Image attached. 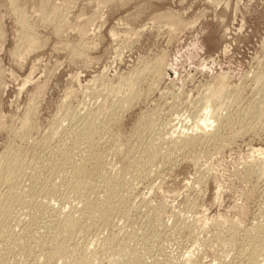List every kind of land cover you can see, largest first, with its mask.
I'll use <instances>...</instances> for the list:
<instances>
[{"label": "rangeland", "instance_id": "1", "mask_svg": "<svg viewBox=\"0 0 264 264\" xmlns=\"http://www.w3.org/2000/svg\"><path fill=\"white\" fill-rule=\"evenodd\" d=\"M160 135L196 140L138 165ZM105 190L121 213L55 264L264 262L241 249L264 239V0H0V232L57 243L48 223ZM1 241L0 264H46Z\"/></svg>", "mask_w": 264, "mask_h": 264}, {"label": "bare ground", "instance_id": "2", "mask_svg": "<svg viewBox=\"0 0 264 264\" xmlns=\"http://www.w3.org/2000/svg\"><path fill=\"white\" fill-rule=\"evenodd\" d=\"M18 22H19V24L21 25V26H23L24 25V22L22 21L21 23H20V18L18 19ZM157 65H159L158 67H162L163 66V60H161V62L159 61L158 62V64ZM124 85V84H123ZM129 88H132L130 85H129ZM128 89V88H127ZM128 96H129V94H128ZM122 97V96H121ZM122 99L124 100V98L122 97ZM123 100H120V103H119V105L121 104H123ZM122 101V102H121ZM121 107V106H120ZM208 109H210L209 107H208V105H207V108H206V110L208 111ZM122 110V109H121ZM217 111V110H216ZM216 111H214V112H212V111H208V113H210V116L212 115V118H213V122L214 123H216L218 120H219V118H220V115H219V111H217V112H219V113H217ZM217 113V114H216ZM207 119V118H206ZM205 119V120H206ZM90 121V120H89ZM96 121L97 120H95V124H96ZM204 121V120H203ZM207 121V120H206ZM92 123H89V124H87V127H85V130H83V131H81V133L83 134V135H85V134H88V136H90V134H93L92 133V131L94 132L96 129L94 128V127H96V125H94V122L93 121H91ZM196 123V122H195ZM203 124V122H201L200 121V123L199 124ZM97 124H99V123H97ZM205 124V123H204ZM208 124V123H207ZM207 124H205V126L207 125ZM212 124V123H211ZM210 124V125H211ZM86 125V124H85ZM85 125H83V126H85ZM101 125V124H100ZM213 125V124H212ZM217 125V124H216ZM197 126V125H196ZM214 126V125H213ZM213 126H210V127H213ZM200 127H202V125L200 126ZM208 127H209V125H208ZM209 127V128H210ZM83 128V127H82ZM203 128V127H202ZM206 128V127H205ZM80 129V128H79ZM95 129V130H94ZM99 129V128H98ZM215 129H216V126H215ZM203 130V129H202ZM211 130L213 131L214 130V128L212 129L211 128ZM201 131V130H200ZM77 132V131H76ZM97 132V131H96ZM202 132V131H201ZM81 133H80V137H81ZM193 133V132H192ZM78 134V133H77ZM182 134V133H181ZM206 134V133H205ZM213 134V133H212ZM212 134H211V136H212ZM76 135V134H75ZM183 135V134H182ZM182 135H178L177 137H175L174 139L171 137V135H170V137L173 139V140H169L170 139V137H168V138H165V137H163L162 138V136L160 135V136H158L157 137V139H156V141H157V143L155 144V145H153L152 147H148V148H145V150L141 153V155L140 156H138L139 157V159L136 161L137 162V164L139 163L140 164V166L142 165V167L144 166V165H146L147 167H148V165L149 164H154L156 161L158 162H161V161H165V160H167L168 161V158H170V157H172V154L174 153V151L175 150H177V149H179L181 146H185V145H187L188 144V142L189 143H191V141H194V140H196V139H192V140H190V138L189 137H187V138H180V136H182ZM192 135V134H191ZM74 136V135H73ZM186 136V135H185ZM184 137V136H183ZM191 137V136H190ZM194 138V137H193ZM210 138V137H209ZM202 140H203V138H202ZM163 146H165V150H163L162 151V147ZM90 148V147H89ZM182 148V147H181ZM78 151V150H77ZM86 151V150H85ZM81 152V151H80ZM66 152H64V153H62V154H60L62 157V159L61 160H59L58 162H59V165H66V161H67V155L65 154ZM97 153V152H96ZM73 155V154H72ZM88 155V154H87ZM89 156V155H88ZM85 160V159H84ZM135 160L136 159H134V162H135ZM172 160V159H171ZM69 161V160H68ZM68 161H67V163H68ZM82 162V161H81ZM134 162H132V163H134ZM80 163V162H79ZM58 164V163H57ZM69 164V163H68ZM136 164V163H135ZM138 164V165H139ZM148 164V165H147ZM158 164V163H157ZM64 165V166H65ZM95 165V164H94ZM132 165H134V164H131V166ZM159 165V164H158ZM67 166V165H66ZM135 166H137V165H135ZM135 166H133V167H135ZM139 166V167H140ZM77 167V166H76ZM146 167V168H147ZM152 167V166H151ZM8 169H9V167L5 170L6 171V173H7V171H8ZM76 169H78V168H76ZM143 169V168H142ZM142 169H140V170H142ZM148 169H149V167H148ZM147 169V170H148ZM11 170V169H10ZM10 170L8 171L9 173H11L10 172ZM137 170H138V168H137ZM38 172H40L39 170H38ZM37 172V173H38ZM153 172V171H152ZM8 173V174H9ZM144 173V172H143ZM149 173V175L151 174L150 172H148ZM8 174H6L5 176H8ZM10 175V174H9ZM4 176V177H5ZM147 176V175H146ZM10 176H8V178H9ZM5 178H7V177H5ZM8 178L6 179V180H8ZM79 181H80V179H79ZM78 182V181H77ZM78 184V183H77ZM107 185H108V183H107ZM104 186H106V184L104 183ZM109 186V185H108ZM111 186V185H110ZM99 187V186H98ZM107 187V186H106ZM82 188H83V186H82V184L80 183L79 184V186H78V193L77 194H82L83 192H85V191H82ZM109 188V187H108ZM107 188V189H108ZM110 189V188H109ZM11 191V190H10ZM113 191V190H112ZM80 192V193H79ZM104 193H106V190L104 191ZM8 194V193H7ZM9 194H10V192H9ZM12 194V193H11ZM83 195H85V194H83ZM110 195H112V194H109V193H106V194H104V198H102L103 196H101V198L102 199H99L97 202H93V204L92 205H89V204H83L82 206H84V207H82L81 206V208H83L81 211H76V210H70L71 212H67V213H65V214H59L58 216H56L57 218H56V222L54 221V223H53V221L51 222L53 225H51V224H49L48 223V229L50 230V231H52L53 232V235H54V233H55V236H54V240L55 239H57L56 241H57V243H50V239H53V238H51V237H48V236H45V238L44 239H39L38 237L36 238V236H38V234L36 235V232L31 228V227H29V226H24V229L22 230H19V233H21V234H16V233H8V232H6V231H2V232H0V241L2 240V241H6V243H7V241H9L10 243H11V245L9 246V248H8V251L9 252H15L14 254H18V253H20L21 254V252L23 253H25V252H27V251H29V252H31L32 250L34 251H36V250H38V254H40V256L42 257V260L44 261L45 260V262L44 263H46V264H55L56 263V260H58V259H56L58 256H60V258H61V260L63 259H65V258H67V256H69V255H67L66 254V251H68L67 250V248L69 247V244L71 243V240H73V236L76 234V231H77V229H79L78 228V226L80 225V223L79 222H81L82 221V218L84 219L85 217H89V219L90 218H92L93 220L95 219V220H97L98 222L99 221H103V220H106L107 218H109L108 216H110V214H111V212H109L108 210L109 209H111V210H114V212L116 213V214H118L119 215V213H121V211L118 209V205H120V203L122 202V200L121 199H116L115 201L113 200V198L111 199V196ZM8 196V195H7ZM10 196V195H9ZM12 196V195H11ZM110 196V197H109ZM14 197V196H13ZM78 197V196H77ZM81 197V196H80ZM83 197V196H82ZM85 197V196H84ZM10 199V198H9ZM12 199V198H11ZM15 199H16V197H15ZM14 198L12 199V200H15ZM24 199V197L21 199H17V201L18 200H23ZM79 199V198H78ZM80 199H83V198H80ZM85 199V198H84ZM91 199V198H90ZM115 199V198H114ZM101 200V202H103V207L102 206H98L97 207V205H99L100 204V201ZM113 200V201H112ZM16 200H15V202H17ZM87 201H89L88 199H87ZM96 201V200H95ZM19 202V201H18ZM31 202V201H30ZM79 202V201H78ZM91 202V201H90ZM23 203H25L26 204V201L25 202H23ZM28 203V202H27ZM24 204V205H25ZM102 204V203H101ZM25 206H27V204L25 205ZM121 215V214H120ZM53 218V217H52ZM54 218H55V216H54ZM53 218V220H55ZM23 220V219H22ZM22 220H20V221H22ZM81 220V221H80ZM91 220V219H90ZM92 220V221H93ZM89 221V220H88ZM91 221V222H92ZM85 222V221H84ZM87 222V221H86ZM21 223V222H20ZM19 223V224H20ZM102 223H104V222H102ZM83 224V223H82ZM93 224V223H92ZM16 225V224H15ZM85 225V224H84ZM89 224H87V226H88ZM95 225H97V223L95 224ZM105 225V224H104ZM94 226V225H93ZM39 227V226H38ZM81 227H82V225H81ZM91 227H92V225H91ZM103 227V226H102ZM23 228V227H22ZM83 228H85V227H83ZM88 228V227H87ZM86 228V229H87ZM90 228V227H89ZM45 229V228H44ZM43 229V230H44ZM93 229V228H92ZM95 229V228H94ZM42 230V229H41ZM48 230V231H49ZM91 230V229H90ZM96 230V229H95ZM21 231V232H20ZM88 231V230H87ZM13 232V231H12ZM14 232H17V231H14ZM41 232V231H40ZM45 232V231H44ZM51 233V232H50ZM23 234V235H22ZM46 234V233H45ZM249 234V233H248ZM18 235H22V236H19L20 238H17L16 236H18ZM51 236H52V234H50ZM98 235V234H97ZM91 236V235H90ZM248 236V235H247ZM47 238V239H46ZM264 238V237H263ZM2 241H1V243H2ZM52 241V240H51ZM9 242H8V244H9ZM53 242V241H52ZM74 242V241H73ZM31 243H35L34 244V246L32 247V245H30ZM49 244H52L51 245V247H50V245ZM110 244V243H109ZM1 245V244H0ZM54 245V246H53ZM74 245V244H73ZM245 245H246V243H245ZM7 246V245H6ZM83 246V245H82ZM106 246V245H105ZM247 246V247H246ZM246 246H244V248H241L243 251H244V253L243 254H245L246 255V258H247V256L248 257H250L251 258V260L253 261V262H256L257 260H260V259H258L259 257H261L262 258V256L264 257V239H262V238H260L259 236H254V235H252V236H248V239H247V245ZM74 247V246H73ZM72 247V248H73ZM76 247V246H75ZM123 248V247H122ZM7 250V249H6ZM81 250V249H80ZM2 251H4V250H2ZM76 252H77V250H75ZM40 252V253H39ZM79 252V251H78ZM77 252V253H78ZM127 252V251H126ZM31 253H33V252H31ZM71 253V252H70ZM241 253V252H240ZM239 253V254H240ZM7 254V253H6ZM27 254V253H26ZM76 254V253H75ZM75 254H70V255H75ZM242 254V253H241ZM4 255V254H3ZM12 255V254H11ZM67 255V256H66ZM66 256V257H65ZM244 256V255H243ZM77 257V256H76ZM80 257V256H79ZM77 258V259H74L73 260V256H71V258H72V263H70V264H85L86 262H87V260H86V262H84V260H83V258H81V257H83L82 255H81V257L80 258ZM27 258V257H26ZM68 258H70V257H68ZM68 258L67 259H65V261L67 260L68 261ZM17 259V258H16ZM36 259H37V257H36ZM248 259V258H247ZM42 260H40V261H42ZM10 261V260H9ZM66 261V262H67ZM1 262V261H0ZM24 262V261H23ZM38 262V261H37ZM65 262V264H69V262L68 263H66ZM1 263H3V261L1 262ZM7 263V262H6ZM64 263V262H63ZM15 264V263H14ZM39 264V263H38ZM262 264H264V262L262 263Z\"/></svg>", "mask_w": 264, "mask_h": 264}]
</instances>
